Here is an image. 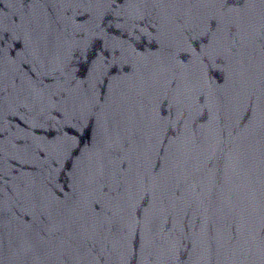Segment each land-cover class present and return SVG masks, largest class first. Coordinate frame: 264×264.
<instances>
[{
    "label": "water",
    "instance_id": "95a60500",
    "mask_svg": "<svg viewBox=\"0 0 264 264\" xmlns=\"http://www.w3.org/2000/svg\"><path fill=\"white\" fill-rule=\"evenodd\" d=\"M0 264H264V91L124 0H0Z\"/></svg>",
    "mask_w": 264,
    "mask_h": 264
}]
</instances>
